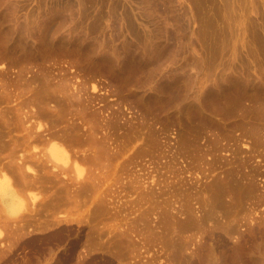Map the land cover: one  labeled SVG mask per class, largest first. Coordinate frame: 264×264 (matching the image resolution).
<instances>
[{
    "label": "rangeland",
    "instance_id": "rangeland-1",
    "mask_svg": "<svg viewBox=\"0 0 264 264\" xmlns=\"http://www.w3.org/2000/svg\"><path fill=\"white\" fill-rule=\"evenodd\" d=\"M0 128V264H252L264 0H0Z\"/></svg>",
    "mask_w": 264,
    "mask_h": 264
},
{
    "label": "bare ground",
    "instance_id": "bare-ground-1",
    "mask_svg": "<svg viewBox=\"0 0 264 264\" xmlns=\"http://www.w3.org/2000/svg\"><path fill=\"white\" fill-rule=\"evenodd\" d=\"M173 1V0H172ZM176 2V1H175ZM173 3V2H172ZM60 8V7H59ZM64 8V7H63ZM62 8V9H63ZM66 8V7H65ZM60 10V9H59ZM56 11V10H55ZM60 12H61V10H60ZM54 13H57V14H59L58 12H54ZM60 15H61V13H60ZM49 16V15H48ZM55 16V15H54ZM61 16H63V15H61ZM120 17V16H119ZM48 18V17H47ZM115 19V18H114ZM118 22V21H117ZM121 22V21H120ZM45 25V24H44ZM118 26H120V25H118ZM128 26V25H127ZM126 27V26H125ZM130 27V26H129ZM132 27V26H131ZM130 27V28H131ZM134 27V26H133ZM117 31V30H116ZM133 31V30H132ZM122 36V35H121ZM124 36V35H123ZM144 36V35H143ZM146 36V35H145ZM149 36V35H148ZM147 37V36H146ZM123 38V37H122ZM131 38H133V37H131ZM130 38V39H131ZM135 39V38H134ZM133 39V40H134ZM137 39V38H136ZM147 39V38H146ZM154 39V38H153ZM152 39V40H153ZM129 40V39H128ZM145 40V39H144ZM147 42H148V45H149V43H150V46H148L149 47V52H148V54L149 53H151L150 54V56L149 57H151V60H153L152 62H155L156 63V65H159V64H161L160 62H162V60H163V55H161V50L162 49H164V47H163V44H161L160 42H158V41H151L150 39H148V40H146ZM139 42V41H138ZM164 42V41H163ZM124 44V43H123ZM127 44V43H126ZM129 44V43H128ZM147 44V43H146ZM146 44H145V46H146ZM164 44H166V43H164ZM137 45L139 46V44L137 43ZM169 45V44H168ZM121 46V45H120ZM127 46V45H126ZM143 46V45H142ZM144 46V47H145ZM165 46V45H164ZM166 46H167V44H166ZM165 46V47H166ZM170 46V45H169ZM163 47V48H162ZM125 48V47H124ZM129 48V47H128ZM145 48H147V47H145ZM167 48V47H166ZM172 49V48H171ZM142 50V49H141ZM145 50H147V49H145ZM145 50L143 49L142 51L143 52H145ZM124 51H125V49H124ZM164 51H165V49H164ZM138 52V51H137ZM142 52V53H143ZM95 53V52H94ZM111 53V52H110ZM139 53V52H138ZM141 53V52H140ZM165 53V52H164ZM168 53V52H167ZM173 53V52H172ZM93 54V53H92ZM144 54H146V52L144 53ZM143 54V55H144ZM166 54V53H165ZM169 54H171V53H169ZM140 55V54H139ZM126 56V55H125ZM145 56V55H144ZM147 56V55H146ZM162 56V57H161ZM166 56V55H165ZM171 56V55H170ZM173 56V55H172ZM143 57V56H142ZM149 57H147L148 59H150ZM124 58V57H123ZM145 58V57H144ZM146 58V59H147ZM165 58H167V56L165 57ZM115 59V58H114ZM113 61V60H112ZM124 61V60H123ZM150 61V60H149ZM116 61H114V63H115ZM121 62V61H120ZM119 62V63H120ZM148 62V61H147ZM113 63V64H114ZM122 63V62H121ZM120 63V64H121ZM117 64V63H116ZM114 66V65H113ZM153 66V65H152ZM118 67H120V66H118ZM117 67V68H118ZM115 68V67H114ZM246 84H247V82H246ZM187 89V88H186ZM185 89V90H186ZM184 90V91H185ZM183 91V92H184ZM189 91H190V89H189ZM192 91V90H191ZM203 92H204V90H202ZM201 91V92H202ZM221 91V90H220ZM194 92V91H193ZM222 92V91H221ZM53 93V92H52ZM54 93H55V95H58V96H56L57 98H58V100L60 101V98H61V95H62V97H65V99H70L71 100V102H73L74 101V98H75V96H77V94H66L67 96H63V94L64 93H61V95L59 96V93H57L56 94V92L54 91ZM189 92H188V89L183 93V96L182 97H184L185 98V101H186V97L185 96H187V94H188ZM200 93V92H199ZM189 94H191V93H189ZM195 94H197V95H199L198 94V92L197 93H195L194 92V97L195 96H197V95H195ZM223 94V93H222ZM53 95V94H52ZM55 95H54V97H55ZM68 95H72V97L74 96V98L72 99V98H70L71 96H69V98H66V97H68ZM218 95V94H217ZM220 95V94H219ZM80 95H78V98H80L79 97ZM181 96V95H180ZM192 95H189V96H187L188 97V99H189V97H191ZM201 96V94L199 95V97ZM203 96V95H202ZM201 96V97H202ZM60 97V98H59ZM220 97V96H219ZM38 98V97H37ZM57 98H55V99H57ZM78 98H76V99H78ZM183 98V99H184ZM196 98V97H195ZM198 98V97H197ZM64 99V98H63ZM201 99V98H200ZM28 100V99H27ZM26 100V101H27ZM38 99H36V101H37ZM57 100V101H58ZM62 100V99H61ZM73 100V101H72ZM190 100V99H189ZM191 101V100H190ZM195 101V100H194ZM193 100H192V103L194 102ZM28 102V101H27ZM187 102H188V100H187ZM199 103V101H196V104H198ZM180 103V102H179ZM183 103V102H182ZM190 103V102H189ZM39 104V106H37V108H36V110H34V113L36 114V115H40L42 118H48V117H50L49 118V120L50 119H52V120H54L53 119V117L55 118V116H57V115H59V113H60V110H59V108H57V107H55V105L54 106H52L51 104L49 105V104H47V103H44L43 105L42 104H40V103H38ZM37 104V105H38ZM188 104V103H187ZM198 106V105H197ZM196 106V107H197ZM201 106V105H200ZM200 106H198L199 108H201ZM198 108V109H199ZM62 112V111H61ZM34 114V115H35ZM55 115V116H54ZM44 116V117H43ZM52 117V118H51ZM21 118V117H20ZM46 120H48V119H46ZM46 122L47 121H42V122H40V121H38V126L39 127H41V126H43L44 125V127L42 128L43 129V131H44V128H45V130H46V128L48 127H45V124H46ZM69 126H71V125H69V124H65V126L63 125L62 126V130H61V132H58V133H54V131L52 130V129H48L49 130V132L48 133H46V134H48V135H46L45 136V132H47L48 130H46L45 132H43V134L41 135H38L39 136V139L40 140H42V141H46V139H52V140H54L55 138H57L58 140H61L62 142H63V145L60 143H57L56 141H53V146H54V148H56V149H58V150H60V152H61V154L62 155H64L65 157H69V151H68V149H67V147H66V145H68L69 144V142L71 141V140H77V142H78V140H80V138H73V137H70V135H69V129H70V127ZM72 127V126H71ZM78 127V126H77ZM49 128H51L50 126H49ZM80 128V127H79ZM10 129V128H9ZM8 129V130H9ZM78 129V128H77ZM8 130L5 132V130L3 129V128H0V148L2 147L3 148V146H5V143H4V141H6V140H2V136L3 135H5V133H7L8 132ZM79 130V129H78ZM81 130H82V128H81ZM9 132H10V130H9ZM81 136L82 135H84L85 133L83 132V131H80L79 130V132H78ZM10 135V134H9ZM30 136V132H29V130L27 131V138ZM10 137V136H9ZM85 137V136H84ZM72 138V139H71ZM15 139V138H14ZM14 139H12L13 140V145H14V143L16 142H14ZM92 139H90V141H91ZM7 141H9V140H7ZM93 141V140H92ZM11 142V141H10ZM9 142H7L6 144H8ZM12 143V142H11ZM10 144V143H9ZM23 157V156H22ZM21 167V164L19 165V169H21L20 170V172L21 173H23V170H22V168H20ZM26 169L27 170H29V171H33L34 172V174H36V171L34 170V169H32L30 166H27L26 167ZM249 175V174H248ZM251 176V175H250ZM251 179H252V177H251ZM229 184V183H228ZM228 184H227V186H228ZM236 187V186H235ZM217 188V187H216ZM232 188V187H231ZM230 190V189H229ZM239 191V190H238ZM250 192V191H249ZM247 193V192H246ZM252 194V193H251ZM217 195V194H216ZM234 195V194H233ZM238 195H239V193H238ZM231 198V197H230ZM229 198V199H230ZM233 199V198H232ZM235 199V198H234ZM220 202V201H219ZM230 206V205H229ZM228 206V207H229ZM219 210V209H218ZM218 216V215H217ZM221 216V215H220ZM223 218V217H222ZM226 220V219H225ZM197 221H198V219H197ZM230 222V221H229ZM246 222V221H245ZM259 222V221H258ZM192 223V222H191ZM233 223V222H232ZM201 225V224H200ZM219 226V225H218ZM259 227H261V226H259ZM258 227V228H259ZM258 228H256L257 229V231L259 230ZM263 228H264V226H263ZM254 229V228H253ZM252 229V230H253ZM249 230H251V229H249ZM251 230V231H252ZM260 230H261V228H260ZM263 230V229H262ZM229 232H230V230H228ZM253 231H255V230H253ZM252 231V232H253ZM256 231V232H257ZM249 232V231H248ZM251 232V233H252ZM244 233V232H243ZM251 233H249V234H251ZM257 233H252V240H251V242H253V243H251V245H252V248H251V250H250V252H249V247H246V248H248L247 250H245L246 252H249L247 255H248V258L250 259V263H252V264H264V231L261 233V231H260V234H261V236L260 235H256ZM259 234V233H258ZM250 236V235H249ZM237 237V236H236ZM258 237V238H257ZM248 238L249 237H247L246 238V241L248 240ZM251 238V237H250ZM236 239V238H235ZM259 239V240H258ZM168 241V240H167ZM245 241V240H244ZM245 241V242H246ZM240 243V242H239ZM168 244V243H167ZM170 244V243H169ZM175 244V243H174ZM235 244V243H234ZM245 244V243H244ZM249 244H250V241H249ZM237 246H238V244H237ZM239 246H241L240 244H239ZM243 246V245H242ZM176 247V246H175ZM245 247V246H244ZM243 247V248H244ZM171 248V247H170ZM243 248L241 247V249L243 250ZM239 249V248H238ZM241 249H239V252H240V250ZM214 251V250H213ZM226 251V250H225ZM228 251V250H227ZM245 251H242L241 253H243V254H241V255H244V253H245ZM223 253H224V251H223ZM215 254V253H214ZM222 254V253H221ZM220 254V255H221ZM225 254H227L226 252H225ZM225 254H222L223 256H222V258L225 256ZM196 255V254H195ZM229 254H227L226 255V257L228 256ZM246 255V254H245ZM170 256V255H169ZM213 256H215V255H213ZM216 257H218V255L216 256ZM215 257V258H216ZM226 257H225V260H226ZM234 257V256H233ZM244 257V256H243ZM221 258V259H222ZM247 258V259H248ZM173 259H174V257H173ZM216 259H218L219 261H220V258H216ZM215 259V260H216ZM224 259V258H223ZM231 259V258H230ZM245 259H246V257H245ZM244 259V260H245ZM218 260H216L217 262H218ZM229 261V260H228ZM173 262V261H172ZM171 262V263H172ZM174 262H175V260H174ZM203 262V261H202ZM215 262V261H214ZM221 262V261H220ZM220 262H218L219 264H222V263H220ZM199 263V262H198ZM210 263V262H209ZM249 262H247V264H248ZM206 264H208V263H206ZM216 264V263H215ZM224 264V263H223ZM228 264H229V262H228Z\"/></svg>",
    "mask_w": 264,
    "mask_h": 264
}]
</instances>
